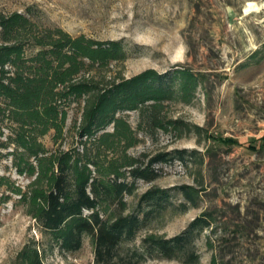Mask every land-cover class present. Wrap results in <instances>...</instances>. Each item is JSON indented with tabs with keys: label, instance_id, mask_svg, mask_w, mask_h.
I'll return each instance as SVG.
<instances>
[{
	"label": "rangeland",
	"instance_id": "rangeland-1",
	"mask_svg": "<svg viewBox=\"0 0 264 264\" xmlns=\"http://www.w3.org/2000/svg\"><path fill=\"white\" fill-rule=\"evenodd\" d=\"M0 12L24 14L36 31L58 28L72 37L121 42L123 58L85 68L100 87L145 70L167 74L173 83L170 98L156 108L118 113L135 142L125 149L124 142H113L99 155L104 165L133 159L149 177L134 179L127 174L129 167L120 169L123 179L134 184L124 198L123 215L136 211L146 191H164V208L155 206L134 241L120 246L122 251L141 248L150 234L176 236L207 213L212 224L194 232V259L146 252L139 264H211L212 259L216 264H264V0H0ZM176 69L194 75L186 100L176 94ZM82 107L81 100L67 106L59 139L53 142L50 130L38 141L49 151L79 146ZM16 128L0 114V264H26L32 248L41 264H101L89 238L78 252H62L11 192L26 191L31 181L15 169L10 155L15 146H2ZM112 130L109 125L104 131ZM157 155L163 160L150 162ZM182 186L191 187L196 197L184 209ZM109 210L118 213L113 206Z\"/></svg>",
	"mask_w": 264,
	"mask_h": 264
},
{
	"label": "trees",
	"instance_id": "trees-1",
	"mask_svg": "<svg viewBox=\"0 0 264 264\" xmlns=\"http://www.w3.org/2000/svg\"><path fill=\"white\" fill-rule=\"evenodd\" d=\"M34 28L24 14L0 12V114L17 124L2 146H15L10 153L15 169L19 175L31 178L26 191L13 188L11 192L20 196L42 232L62 252H78L83 239L89 238L94 259L101 264H139L146 252L165 259H194L191 249L194 232L212 224L207 213H202L176 236L150 234L142 239L141 248L127 247L122 251L120 246L134 241L155 206L164 208V191L157 188L146 191L136 211L123 215L124 198L132 194L134 184L123 179L125 172L120 169L129 167L127 174L134 179L149 177L145 168L133 165V159H123L122 164L113 159L104 165L99 156L102 151L112 149L113 142H124V149L135 142L132 129L117 114L139 107L152 110L168 100L173 85L168 75L145 70L100 87L99 82L88 78L85 68L123 58L121 42H99L82 35L72 37L58 28L43 32ZM175 74L176 94L186 100L195 86L194 75L190 70H178ZM79 100L83 104L78 126L80 145L49 151L38 137L52 130L53 142L59 139L67 106ZM109 125L113 130L104 131ZM26 126L33 128L27 131ZM34 128L39 129L37 134L33 133ZM162 160L163 155H157L150 162ZM3 182L0 177V186ZM179 190L185 198L181 208L186 203L195 204L191 187L182 186ZM143 203L148 207H142ZM110 206L118 213L111 214ZM117 251L124 255L115 259ZM25 256L26 264H41L36 248ZM211 264H216L215 259Z\"/></svg>",
	"mask_w": 264,
	"mask_h": 264
}]
</instances>
